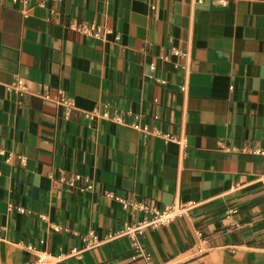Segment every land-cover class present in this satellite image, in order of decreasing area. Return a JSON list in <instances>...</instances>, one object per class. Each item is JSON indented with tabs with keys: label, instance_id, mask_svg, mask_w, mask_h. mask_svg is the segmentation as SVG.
Instances as JSON below:
<instances>
[{
	"label": "crops",
	"instance_id": "1",
	"mask_svg": "<svg viewBox=\"0 0 264 264\" xmlns=\"http://www.w3.org/2000/svg\"><path fill=\"white\" fill-rule=\"evenodd\" d=\"M252 150L264 0H0V264H264ZM107 192L197 206L134 245L116 234L146 216ZM91 231L100 245L71 255Z\"/></svg>",
	"mask_w": 264,
	"mask_h": 264
},
{
	"label": "built area",
	"instance_id": "2",
	"mask_svg": "<svg viewBox=\"0 0 264 264\" xmlns=\"http://www.w3.org/2000/svg\"><path fill=\"white\" fill-rule=\"evenodd\" d=\"M14 4H21L22 6L28 5L29 0H12ZM224 2V0H223ZM78 30L84 33H91L97 38H101L100 32L97 31V29L94 26L86 27L82 26ZM185 91V89H183ZM47 99H51L49 95H46ZM55 101L58 105L63 106L67 110L72 109L73 107V101L70 99H67L63 96L62 91H58V96L55 98ZM114 120L118 123H122L121 117H115ZM136 130L139 131H147V128L145 126L140 125L138 122L133 123L131 125ZM167 142H174L176 141V137L170 133L167 134H160ZM254 154H262L264 155V150H252ZM22 162H25V158H20ZM81 177L79 175L74 176V178L68 182L69 186H74L76 181L80 180ZM90 189L91 186H88ZM106 195L110 198H113L116 200L123 209H127L129 207H132L134 210L144 214L146 218L142 222H138L136 224L128 225L126 228L116 234V237H128L130 238L134 245H137L136 242V236L138 234H142V232L149 227L152 228H159L161 226L167 225L177 219H180L184 217L188 212L196 208L197 203L194 201L186 202V203H177L172 206H168L165 209L161 210L159 209L155 204L151 202H130L129 200L121 197H116L112 193L107 192ZM18 211L22 214H25L26 211L22 208H19ZM150 216V218H149ZM1 228H0V236H1ZM115 237V236H113ZM111 237V238H113ZM82 241L85 243V247L83 249H73L71 252V255L76 257H81L82 253L85 250H88L90 248H95L100 245V241L98 240L95 232L91 231L87 235L82 237ZM29 250H32V247H28ZM33 264H50V256L48 255H42L39 256L38 259Z\"/></svg>",
	"mask_w": 264,
	"mask_h": 264
}]
</instances>
